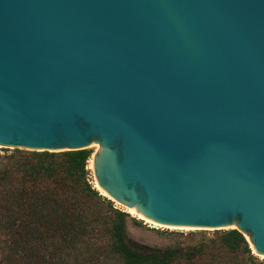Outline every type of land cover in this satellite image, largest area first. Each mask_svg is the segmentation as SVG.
I'll use <instances>...</instances> for the list:
<instances>
[{
    "label": "water",
    "instance_id": "1",
    "mask_svg": "<svg viewBox=\"0 0 264 264\" xmlns=\"http://www.w3.org/2000/svg\"><path fill=\"white\" fill-rule=\"evenodd\" d=\"M92 147L113 205L264 261V0H0V149Z\"/></svg>",
    "mask_w": 264,
    "mask_h": 264
},
{
    "label": "trees",
    "instance_id": "2",
    "mask_svg": "<svg viewBox=\"0 0 264 264\" xmlns=\"http://www.w3.org/2000/svg\"><path fill=\"white\" fill-rule=\"evenodd\" d=\"M91 156H7L0 168V264H264L235 229L164 248L134 242L129 214L90 183Z\"/></svg>",
    "mask_w": 264,
    "mask_h": 264
},
{
    "label": "rangeland",
    "instance_id": "3",
    "mask_svg": "<svg viewBox=\"0 0 264 264\" xmlns=\"http://www.w3.org/2000/svg\"><path fill=\"white\" fill-rule=\"evenodd\" d=\"M96 147L89 148L93 154ZM16 151L0 149V168L6 163L7 156L15 154ZM88 169V167H87ZM89 170V169H88ZM90 180V175L89 178ZM90 183L97 189V187ZM99 191V190H98ZM100 192V191H99ZM101 194V193H100ZM102 195V194H101ZM103 196V195H102ZM105 197V196H104ZM116 209L129 214L127 219V235L134 242L148 247L164 248L173 245L195 244L201 238H211L215 231L188 230V229H172L162 227H151L136 215L130 214L127 208L113 205ZM229 230V229H228ZM227 231V230H219ZM259 262L263 260L257 258Z\"/></svg>",
    "mask_w": 264,
    "mask_h": 264
},
{
    "label": "bare ground",
    "instance_id": "4",
    "mask_svg": "<svg viewBox=\"0 0 264 264\" xmlns=\"http://www.w3.org/2000/svg\"><path fill=\"white\" fill-rule=\"evenodd\" d=\"M97 190H99L98 188H97ZM100 191V190H99ZM100 193H101V191H100ZM102 194V193H101ZM103 195V194H102ZM104 196V195H103ZM127 211L130 213V214H133V215H135L133 212H131L129 209H127ZM138 217V216H137ZM139 218V217H138ZM172 229H175V228H172Z\"/></svg>",
    "mask_w": 264,
    "mask_h": 264
}]
</instances>
